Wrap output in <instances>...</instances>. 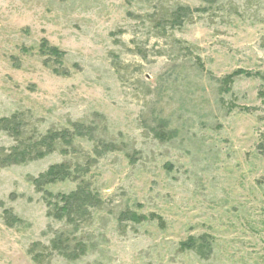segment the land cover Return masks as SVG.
Instances as JSON below:
<instances>
[{
  "label": "rangeland",
  "instance_id": "rangeland-1",
  "mask_svg": "<svg viewBox=\"0 0 264 264\" xmlns=\"http://www.w3.org/2000/svg\"><path fill=\"white\" fill-rule=\"evenodd\" d=\"M239 69L264 75V0H0V119L19 117L0 149L80 126L71 147L0 166V264H264V78L221 93ZM61 163L76 180L53 193L83 180L97 198L80 226L49 217L30 182ZM127 210L165 228L119 223ZM59 235L88 251L48 250ZM202 236L208 259L180 249Z\"/></svg>",
  "mask_w": 264,
  "mask_h": 264
},
{
  "label": "trees",
  "instance_id": "trees-1",
  "mask_svg": "<svg viewBox=\"0 0 264 264\" xmlns=\"http://www.w3.org/2000/svg\"><path fill=\"white\" fill-rule=\"evenodd\" d=\"M213 1V0H206ZM194 10L190 8H180L177 12V19L182 18L189 13H193ZM40 54L43 56H49L55 58V60L60 64L66 53L60 51L56 47H52L47 41H43L40 50ZM264 78L261 72H251L244 69H239L232 74L221 78L218 82L221 84V93H230L232 86L237 78ZM19 117L13 115L10 118L0 119V127L2 129L9 128L13 133H19L18 130ZM80 132V126H76L74 131L64 130L60 132H49L47 135L35 141L29 149L28 146H17L12 148L9 152L4 149H0V166L1 167H11L24 165L32 160L40 159L45 157L55 151L58 144L64 143L66 146L71 147L74 144L77 133ZM155 137L160 140H170L171 137L166 136L164 132H156ZM76 172L67 163L55 164L48 168V170L40 174L36 178H30V182L35 187L38 193H41L43 199L48 206V216L63 222L67 225L74 224L80 226L86 215H89L91 208L96 207L93 202L97 199L95 193L90 189L89 184L80 180L74 191L70 193H58L55 194L50 190V187L62 183L76 180ZM5 224L14 228L19 223L20 219L15 217L9 210L4 211ZM119 223H132V224H142L145 222L155 221L158 223L159 227L164 229L165 222L161 216L155 213L149 215L138 214L134 211L127 210L122 212L118 218ZM40 245L34 246L38 249ZM68 247V246H67ZM66 248V238L65 235H59L51 240L48 250L53 252H58L64 257L70 259H79L88 251L87 246L78 242L74 250H65ZM180 249L183 251L195 252L202 259H208L213 252V243L209 241L207 236H202L199 238H190L186 242L180 244ZM37 256H35L36 259Z\"/></svg>",
  "mask_w": 264,
  "mask_h": 264
}]
</instances>
